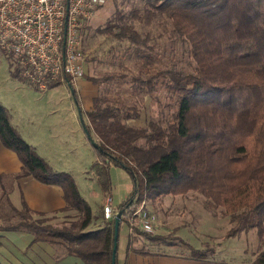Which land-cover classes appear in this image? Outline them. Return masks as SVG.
<instances>
[{
  "label": "trees",
  "instance_id": "trees-1",
  "mask_svg": "<svg viewBox=\"0 0 264 264\" xmlns=\"http://www.w3.org/2000/svg\"><path fill=\"white\" fill-rule=\"evenodd\" d=\"M125 2L129 9L118 6L105 26L98 28L100 32L127 40L135 59L147 65L155 58L150 43L153 35L140 31L134 22L150 26L166 17L175 35L188 45L193 67L185 73L174 69L157 73L166 93L164 103L158 99L159 106L168 111V117L162 121L150 119L146 125L130 122L141 117L137 104L106 93L96 95L91 109L83 111L78 92L69 80L89 134L98 144L94 147L96 160L92 169L100 187L110 195L113 166L123 168L131 178L129 195L115 208V215L122 210L120 227L123 221L129 222L127 215H134L143 202L155 204L166 195L199 192L209 209H221L235 222L226 236L261 228L264 0H122L121 4ZM13 74L22 77L17 69ZM83 78L95 84L102 82L88 74ZM111 79L106 75L103 81ZM132 80L137 91L152 93V78L133 75ZM0 140L17 153L22 163L19 172L0 174V203L6 198L13 212L11 218H17L0 224V232L26 231L32 234L30 244L47 242L58 246L65 255L77 257L84 264H112L115 216L106 220L104 207L101 215L95 216L74 176L55 169L38 153L11 122L1 100ZM27 176L61 186L66 205L54 213L73 211L74 218L55 225L51 223V213L31 209L22 193L21 207L15 206L10 194L19 189L17 181ZM143 233L153 243H172L170 236ZM174 238L186 245L195 258L214 253L209 244L195 248L181 237ZM119 240L120 232L118 244ZM250 264H264V249Z\"/></svg>",
  "mask_w": 264,
  "mask_h": 264
},
{
  "label": "rangeland",
  "instance_id": "rangeland-1",
  "mask_svg": "<svg viewBox=\"0 0 264 264\" xmlns=\"http://www.w3.org/2000/svg\"><path fill=\"white\" fill-rule=\"evenodd\" d=\"M122 0H107L94 14L87 20L82 30V57L85 74L101 78L100 84H95L88 89L96 96L99 93L108 94L111 97H121L131 103L137 104L141 108V117L130 121L136 125H146L150 119L162 121L168 117V111L159 106V100L164 103L166 93L160 84L159 73L162 70L174 69L180 72H190L193 67L188 45L173 32L172 24L166 17H162L158 22L150 26L141 25L134 22L140 31H150L153 39L150 42L154 46L153 54L155 58L152 63L144 65L142 61L135 59L131 44L127 40H117L110 38L99 31V27L105 26L108 18L121 5L125 10L129 5ZM14 58L0 49V100L9 112L17 129H26L27 141L33 145L38 153L43 156L55 169L68 171L71 173L83 196L90 202L93 212L101 215L103 204L108 197V192H104L100 187L96 174L92 169V164L96 160L95 149L86 136L80 117L79 110L73 99V94L69 83L58 82L46 90H39L28 84L23 77H15ZM123 74V75H122ZM111 76L109 81H103L104 76ZM133 75H140L142 78H152L155 86L152 93L139 92L132 87ZM124 77V78H122ZM72 81L76 90L80 87V80ZM125 79V80H124ZM124 80L125 83L119 81ZM123 82V81H122ZM81 88V87H80ZM79 95L80 102L82 97ZM86 97V95H85ZM160 98V99H159ZM159 99V100H158ZM93 104V99L91 100ZM56 107L57 112L53 113L50 108ZM83 116V114H82ZM16 118H24L18 123ZM84 119V117H83ZM85 122V120H84ZM50 123L54 124L53 128ZM40 131L50 133L53 131V138H35L30 136L29 131ZM21 133V131L19 130ZM22 134V133H21ZM25 137V136H23ZM113 188L110 193L113 207L127 198L131 190V178L126 170L113 166L111 169ZM11 201L15 206L21 207L20 195L11 193ZM166 201H175V207L169 209L172 214H181L177 221V231L181 232L191 243L197 245L209 244L210 248L218 246L222 248L218 251L219 257H226L238 263H252L258 254L264 249V222L259 227L245 229L235 236H226L227 231L235 224L228 215H223L221 209L215 211L206 205V198L199 192H189L186 195H167ZM145 207L152 213L150 208L152 201ZM158 202V201H157ZM155 206H158L154 202ZM170 204V203H169ZM164 208H168L164 204ZM151 208V209H152ZM13 214L9 201L3 197L0 203V224L7 223ZM153 214V213H152ZM51 223L63 225L68 220L73 219L74 212L51 213ZM54 216V217H53ZM134 215H127L129 222L123 221L120 227V240L118 244V261L122 264L121 256L130 251H173L190 255L189 248L175 239V233L158 234L155 228L148 234L170 236L172 243H153L142 229ZM175 222L170 224L173 228ZM179 237V236H178ZM32 234L26 231L0 232V260L3 264H21L22 250L32 256L44 254L64 255L61 264H84V261L77 257L65 255V251L58 246L47 242H36L29 244ZM29 244V245H28ZM18 249V250H17ZM15 250V252L13 251ZM18 256V263L13 262L11 255ZM161 253V252H159ZM45 257H43L44 259ZM51 258L52 261V257ZM75 259L77 261L73 262ZM50 260L46 264H52ZM24 264H32L26 260Z\"/></svg>",
  "mask_w": 264,
  "mask_h": 264
},
{
  "label": "built area",
  "instance_id": "built-area-1",
  "mask_svg": "<svg viewBox=\"0 0 264 264\" xmlns=\"http://www.w3.org/2000/svg\"><path fill=\"white\" fill-rule=\"evenodd\" d=\"M107 0H0V49L14 58L26 82L46 90L57 82L78 81L85 74L82 30ZM141 204L134 213L140 229L152 232L156 217ZM104 218L115 216L112 197Z\"/></svg>",
  "mask_w": 264,
  "mask_h": 264
},
{
  "label": "crops",
  "instance_id": "crops-1",
  "mask_svg": "<svg viewBox=\"0 0 264 264\" xmlns=\"http://www.w3.org/2000/svg\"><path fill=\"white\" fill-rule=\"evenodd\" d=\"M79 84L81 88L79 87L77 92L82 97L80 108L83 111H88L92 107L91 100L95 97V95L93 94L94 90H92L91 93L88 91V89H90V87H92L93 85L90 82H88L85 78L80 80ZM76 106L78 107V110H79V106L77 104ZM57 109L58 108L56 107H52L50 108V111L55 113L57 112ZM16 119L18 123L21 121V119L24 120V118H21V119L16 118ZM11 122L17 125V123L13 122L12 118H11ZM50 125L53 128L54 124L50 123ZM21 126H23L24 129H19V130L21 131L22 136H25L24 138L28 140L26 137V132L24 131L26 129V127L24 126V123L21 124ZM28 134L30 136L34 135L35 138H37L36 136H38L39 138H47V137L53 138V135H54L53 131H50V133H47V132H43L42 130L40 131L32 130V131H29ZM21 167H22V163L17 153L5 147L0 140V174L17 173L21 170ZM17 184L19 186V189L16 188L12 194L15 196V194L18 193L20 195V200H21L20 193H22L26 203L33 210L46 212V213H54L66 205L64 191L62 187L59 185L45 184V183H42L36 180L32 176L20 178L17 181ZM166 196H164L161 201L157 202L158 206H155L152 203V206L154 208L152 207H151L152 209L150 208V210L156 217V222L154 224L155 232H157L158 234H163V235L165 233L170 234L172 232V233L177 234L185 242L189 243L193 247L203 248L204 245H202V243L201 245L191 243L189 239H187L186 237H183L181 232L177 231V228H178L177 221L179 219V215L181 214H178V213L172 214V212L169 209H171L172 205L173 207H175V201L173 200L166 201V198H165ZM146 204L149 205V202H146ZM164 204H167L168 208H164L163 207ZM115 208L116 207H114V209ZM174 222H175V226L171 228L170 224ZM98 223L99 222H97V224ZM2 247H3V244L0 245V248ZM215 248L216 249L214 250V253L210 254L209 256L205 258H195L189 254L173 252V251L166 252L165 250L163 252L153 250V251H150L149 254H143V253H138L136 251H130L126 254L124 253L121 256V260H122L121 263L122 264H246V263H238L237 261L230 259V258L219 257L217 252L220 251L222 248L220 243ZM13 251L15 252V250ZM22 251H23L21 254L22 261H20L21 264H24L26 260L28 261L30 260L32 264H46V261H49V260L51 261V258L49 257H52V261H51L52 264H61L64 257H66L64 255L54 256V253L49 254V255L42 254L40 256H32V254L26 253L25 250H22ZM14 252H13V255H11V258L14 260L13 262H15V259H16L17 260L16 263H18L19 254H17L16 256ZM68 256L74 257L70 255ZM43 257L45 258L43 259ZM72 261L75 262L77 260L73 259Z\"/></svg>",
  "mask_w": 264,
  "mask_h": 264
},
{
  "label": "water",
  "instance_id": "water-1",
  "mask_svg": "<svg viewBox=\"0 0 264 264\" xmlns=\"http://www.w3.org/2000/svg\"><path fill=\"white\" fill-rule=\"evenodd\" d=\"M72 94H73V91H72ZM74 99H75L76 104L78 105V101H77L75 96H74ZM79 117H80V120H81V123H82V126H83V129H84L86 136L88 137L92 146L96 148L98 146V144L90 136L89 131L85 125V122H84L80 108H79ZM121 217H122V210L117 212L115 215V235H114V246H113V252H112V264H116V256H117V249H118V238H119V228H120V223H121Z\"/></svg>",
  "mask_w": 264,
  "mask_h": 264
},
{
  "label": "bare ground",
  "instance_id": "bare-ground-1",
  "mask_svg": "<svg viewBox=\"0 0 264 264\" xmlns=\"http://www.w3.org/2000/svg\"><path fill=\"white\" fill-rule=\"evenodd\" d=\"M67 83H69V82H67ZM50 88V87H49Z\"/></svg>",
  "mask_w": 264,
  "mask_h": 264
}]
</instances>
